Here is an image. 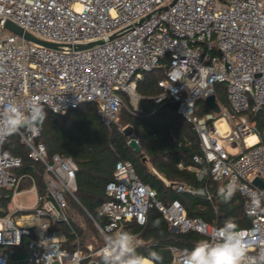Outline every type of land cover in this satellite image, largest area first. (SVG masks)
<instances>
[{"label": "built area", "instance_id": "2783aa9c", "mask_svg": "<svg viewBox=\"0 0 264 264\" xmlns=\"http://www.w3.org/2000/svg\"><path fill=\"white\" fill-rule=\"evenodd\" d=\"M0 18L58 45L46 46L12 32L0 34V116L8 103L27 112L37 102L62 115L83 102H95L100 120L107 126L117 124L124 107L119 93H126L133 103L138 101L137 82L162 65L163 75L157 80L160 92L154 101L175 104L177 114L196 131L201 150L192 156L197 179L221 182L220 193L235 178V193L242 197L243 211L251 220L238 229L264 238V196L261 206L251 210L252 198L264 193L253 183L256 176L264 180V141L248 119V114L264 106V0H0ZM127 26L131 27L103 44L75 48ZM217 83L225 85L226 105L215 94ZM210 94L219 111L207 106V111L198 113L199 101ZM15 134L27 158L41 166L43 189L38 191L32 183L29 191L35 200L23 220L14 216L21 206L0 216V264H8L9 253L25 237V264H80L84 258L102 255L105 245L95 250L86 245V253L80 247L69 252L63 246L65 237L54 227L60 223L71 229L68 198L79 203L76 162L49 154L37 139L38 125L32 131L22 127ZM250 135L256 137L252 143L247 142ZM6 141L0 144V192L10 190L14 202L29 174L20 171L22 156L4 151ZM238 145L236 153L226 149ZM171 187L211 201L206 184L173 183ZM105 193L107 199L95 216L86 211L104 242L106 235L122 231L126 223L143 225L153 207L162 213L169 229L192 231L204 240H211L220 227L189 215L179 199H158L156 190L138 178L129 160L116 161ZM129 233L136 241L137 233ZM168 248L169 264H184L192 250L176 244ZM248 255L252 264H264V246L251 247Z\"/></svg>", "mask_w": 264, "mask_h": 264}, {"label": "trees", "instance_id": "16d2710c", "mask_svg": "<svg viewBox=\"0 0 264 264\" xmlns=\"http://www.w3.org/2000/svg\"><path fill=\"white\" fill-rule=\"evenodd\" d=\"M157 68H162V65H158ZM155 69L143 75L142 88L139 84L136 85L140 95L138 100L140 114L123 109L119 112L123 121V124H119L121 128H118L117 124L105 125L100 120L95 102H83L62 115L53 114L45 108L47 116L44 122L38 125L40 134L37 139L45 144L49 154L57 153L63 157H71L76 162L75 196L93 216L107 199L105 184L112 178L116 161L123 159L131 161L138 178L156 190L158 199L162 201L179 199L189 215L200 216L220 227L226 220H232L238 228L249 225L251 220L243 211V199L240 194L235 193L226 200L219 194L211 178L207 177L204 181L197 179V164L192 156L201 153L198 135L192 125L177 114L175 104L160 105L154 101V97L160 92L157 80L163 75L161 72L157 77H151L150 73ZM215 94L222 105L227 104L225 85L217 83ZM205 108L207 111L208 107ZM249 115L260 139L264 141V106ZM125 127H130V134L124 132ZM10 137L4 145V151L22 156V169L25 171L34 173L38 170L40 173L41 166L27 158L25 146L21 143L15 144V137ZM130 138L138 140L140 152H135L128 145ZM164 179L193 186L206 184L211 201L200 195L176 192L165 185ZM10 194L11 191L8 189H2L0 192V216L8 211ZM67 211L71 229L65 224L54 225L63 231L65 237L63 246L71 250L81 246L85 248L82 245V225L76 219L85 216L93 221L72 198H68ZM154 222L158 226H154ZM121 230L137 233V240L140 241L136 246L138 254L147 257L150 252L159 253L162 260L155 262L156 264L170 263L171 254L168 248L170 245L176 244L192 249L198 241L204 240L202 236L192 231H171L162 213L155 207L148 211L143 225L129 222L124 224ZM97 259L98 264H103L102 255H97ZM89 260L90 258H84L80 264H88Z\"/></svg>", "mask_w": 264, "mask_h": 264}, {"label": "clouds", "instance_id": "9594fccd", "mask_svg": "<svg viewBox=\"0 0 264 264\" xmlns=\"http://www.w3.org/2000/svg\"><path fill=\"white\" fill-rule=\"evenodd\" d=\"M47 113L41 104L33 102L27 112L15 103H8L3 115L0 116V144L14 135L20 128L36 130L42 124ZM237 191V180L232 179L227 188L220 190L224 199H230ZM261 196L256 194L251 200V210L261 206ZM154 226H158L154 222ZM136 237L127 231L113 232L105 236V246L102 249L103 264H153L162 260L157 252L143 256L137 253L134 243ZM264 246V238L255 232L245 234L238 229L232 220H226L222 227L215 230L211 240H201L196 243L184 257V264H252L249 249L253 246Z\"/></svg>", "mask_w": 264, "mask_h": 264}, {"label": "rangeland", "instance_id": "374dc122", "mask_svg": "<svg viewBox=\"0 0 264 264\" xmlns=\"http://www.w3.org/2000/svg\"><path fill=\"white\" fill-rule=\"evenodd\" d=\"M6 32H9V31H7L6 29L0 27V34L6 33ZM161 72H163V69L162 68H157L153 72L150 73V76L153 77V78L157 77L158 75H160ZM137 84H139V86L141 88L144 86V83L141 80H139L137 82ZM138 92L139 91L136 90L137 94H138ZM119 94L124 99V107L122 108L123 110L131 112V113L140 114L139 112L141 111V108L139 106V101H136V102L133 103V102L130 101L129 96L126 93H119ZM198 106H199L198 113H203L204 111H206L205 107L207 105L204 102V100L199 101ZM43 108L45 109L46 107L43 106ZM249 116L250 115L248 114V119H250ZM251 122H253V121H251ZM119 124H123L121 115H119V119L117 120V125H119ZM14 137L16 139L15 140V144L19 145V143H21V142H20V139H19L18 135L14 134L10 138H14ZM239 146L240 145H238L237 147H227L226 149L230 153H236L239 150ZM215 184H216L218 192H219V188L221 186V182H215ZM18 198H19L20 203H22L24 205H28V204L32 203V201H33V194H31V193H23L21 195H18ZM79 215L82 216V214H79ZM76 220H77V222L80 225H82V229H83L82 245H83V247H85L86 245H91L92 250H95V249L105 245V242H104L103 238L100 236V234L98 233L97 229L94 228L95 226L93 227V225H94L93 222H91L85 216H82L81 219L80 218L78 219V217H77ZM80 248H82V246ZM66 249L69 252L72 251L71 249H69V247L66 248ZM82 250H83L84 253H86L88 251L87 247L82 248ZM22 256H23L22 254H18L16 259H19V262H22V260H21ZM95 257H97V256H95ZM10 264H16V263L10 262ZM20 264H23V263H20Z\"/></svg>", "mask_w": 264, "mask_h": 264}, {"label": "water", "instance_id": "95a60500", "mask_svg": "<svg viewBox=\"0 0 264 264\" xmlns=\"http://www.w3.org/2000/svg\"><path fill=\"white\" fill-rule=\"evenodd\" d=\"M164 8V7H162ZM149 15H146L145 17L141 18L139 21L136 22V24L140 23L141 21H143L144 19L148 18ZM0 24L2 26V28L6 29L9 32L18 34L20 36H23L25 39L30 40V41H34V42H38L40 44L46 45V46H50V47H56L58 46L55 43L52 42H48L42 39H39L35 36H33L32 34L23 31L18 25H16L15 23H13L10 20H2L0 18ZM131 26H127L125 28H122L114 33H111L110 35H108L105 39L101 38L98 40H94V41H88V42H81L75 45V48L77 49H86V48H91L100 44H103L105 42V40H111L113 38H115L116 36L120 35L121 33L125 32L126 30H128ZM206 105L213 110L214 112H218L219 111V105L216 103L215 101V97L213 94H210L208 96L205 97L204 99ZM130 127H125L124 128V132L126 134H130ZM128 145L135 151V152H140V145L139 143L134 139V138H130L128 140ZM253 183L257 186H259L261 189H264V180H261L258 176L253 178ZM171 231H176L177 229L174 227L170 228ZM135 245L137 246L138 244H140L139 240L134 241ZM88 264H98V260L97 259H90L88 261Z\"/></svg>", "mask_w": 264, "mask_h": 264}, {"label": "crops", "instance_id": "0c3cea01", "mask_svg": "<svg viewBox=\"0 0 264 264\" xmlns=\"http://www.w3.org/2000/svg\"><path fill=\"white\" fill-rule=\"evenodd\" d=\"M31 166H33V165L31 164ZM37 166H38V164H37ZM179 166H181V163H179ZM20 171L28 173L29 176L22 180V182L20 184V187H19V193L15 196L14 202L10 201L8 203V211H7L6 214L13 212L17 206H21V207H23V209L20 210V211H16L14 216L16 218H18L19 220H23V215H26L28 213L29 208L33 205L34 200H35L34 193L32 191H29V188L32 186V183L33 182L35 183L36 188H37L38 191L42 190L43 188H42V179L40 178L38 170L33 173V172L25 171L24 169L21 168ZM157 175L162 177L159 173H157ZM164 181H165V185H167L168 187L172 188L171 185L173 184V182L167 181L165 179H164ZM174 183H180V182H174ZM23 193H31V194H33L32 203H30L28 205H24V204L20 203L18 195H21ZM78 204L86 212V209L82 206V204H80V202ZM58 231H59L60 236L63 237L64 234H63V231L60 229V227H58ZM26 242H27V238L25 237L24 240H23L22 245L19 246L18 248H16L13 253H9V255H8V264H10V262H13V263H16V264H20V263L25 264L26 258H27ZM18 254H22L23 255L21 257L22 262H19V259H16ZM92 259H97V257L92 258Z\"/></svg>", "mask_w": 264, "mask_h": 264}, {"label": "bare ground", "instance_id": "6f19581e", "mask_svg": "<svg viewBox=\"0 0 264 264\" xmlns=\"http://www.w3.org/2000/svg\"><path fill=\"white\" fill-rule=\"evenodd\" d=\"M256 140V137L254 135H250L248 138H247V142L248 143H252L253 141Z\"/></svg>", "mask_w": 264, "mask_h": 264}]
</instances>
